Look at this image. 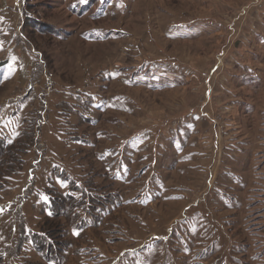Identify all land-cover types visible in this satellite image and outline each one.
Returning <instances> with one entry per match:
<instances>
[{
	"label": "rangeland",
	"instance_id": "1",
	"mask_svg": "<svg viewBox=\"0 0 264 264\" xmlns=\"http://www.w3.org/2000/svg\"><path fill=\"white\" fill-rule=\"evenodd\" d=\"M73 1H25L39 25L51 27L39 36L23 25V0H0V138L14 143L24 120L38 116L35 142L0 191V254L16 238L15 211L28 228L38 226L47 179L54 167L71 168V157L90 174L79 175L84 182L121 198L112 209L118 227L111 236L100 233L103 226L73 238L69 216L55 221L62 229L56 242L70 246L64 264H264V194L248 189L256 119L240 107L248 101L245 90L235 94L243 100L238 113L225 114L235 98L216 86L259 0H112L94 18L73 14ZM181 25L190 35L173 33ZM93 30L110 34L103 41L99 33V41L83 38ZM173 60L169 77L183 82L160 93L161 67ZM214 66L219 74L209 75ZM91 99L89 110L80 107ZM62 100L77 103L80 118L91 123L64 128L55 104ZM192 114L200 120L194 123ZM85 134L88 143L70 139ZM53 184L67 191L57 179ZM38 259L28 241L17 258L4 255L1 264Z\"/></svg>",
	"mask_w": 264,
	"mask_h": 264
},
{
	"label": "trees",
	"instance_id": "2",
	"mask_svg": "<svg viewBox=\"0 0 264 264\" xmlns=\"http://www.w3.org/2000/svg\"><path fill=\"white\" fill-rule=\"evenodd\" d=\"M25 1L26 0H23L22 2V14L24 17L23 25L26 24L27 28L31 32L33 31L39 36H43L48 32L51 33V27H48V25H39L37 19L32 17L33 14L30 13V11H27L29 9L28 6L27 8L23 7ZM95 1L99 0H85L84 3H81L80 0H75V2L73 1L74 3L70 2L72 3L70 4V11H72L73 14H77L79 17L88 13L92 18H94L99 16L100 12L103 13L106 4L108 5L110 2H112V0H101L100 7L95 9V11H90L95 5ZM31 21L36 22L37 26L34 27V24L32 25ZM186 29L187 26L181 25L175 29V32H182ZM93 32L91 33L90 31L88 33H84L83 38H85L87 41L95 42L99 41L97 40V37L101 34V41H103L105 38L109 37L108 35L110 34L109 31L106 33L100 31L99 33V31L93 30ZM97 33H99L98 36ZM60 34L61 31H56V33H53V35L57 37L60 36ZM23 36H25V39H27L25 42L31 45V42L28 39V34L26 35L25 32V35L23 34ZM28 41L30 43H28ZM69 97H71V95ZM76 98L79 99L78 97ZM55 104L57 108L62 110V115L65 117V122L62 124L64 128L68 129L72 127V129H75L77 126L75 125L76 121H78L79 124L83 122L91 123V118L87 117L85 120L84 118H80V112L76 110V108L79 107L77 103L74 104L71 103L70 100H62ZM82 104L83 105L80 106L82 109L89 110L92 104V99L83 101ZM37 117L29 121H27V119L24 120L26 127L24 125L22 126V129L14 143H9L6 137L0 138V191L7 189L8 182L13 180L11 177L18 175L17 171L22 165L21 154L25 151V149H27V147L29 148L31 146V142H35L34 130L37 124ZM79 119L82 121H79ZM85 138H87L86 134L80 137L78 135H71L70 137L71 141L74 143H88V140L90 139L87 138L88 140L86 141ZM10 151H13V153L9 154ZM117 152L118 149L114 152L116 153L115 157H117ZM78 160H82V158H78L77 161ZM67 161L71 165V168L68 167V169H62L54 167L52 171L53 177L47 179V182L50 185L47 186V188L43 191L45 200L40 206V213L43 216L39 223L40 225L38 224V226L35 228H28L24 222V217L17 213L20 211H15L17 235L12 243L6 246L5 251L0 254V264L2 263L4 255L17 258L21 254L24 244L28 241L32 243L34 250L39 255V259L36 261H28L27 264H64L66 254H68L70 251V246L69 244H65V248L63 247L64 245H60L56 242L55 236L59 232L61 233L62 229H60L59 232L57 231L60 226L59 224L55 223V221L59 219H66L68 216L70 217L68 220L70 222L69 226L71 227L68 229V235L70 233V236L73 238L78 237V233L84 231L91 230L93 232H98L100 231L98 229L103 226L104 228H101L102 230L100 233L109 234L110 236L113 235V233H117V231L114 230L115 227H118L117 224H112L110 220H112V209L118 204V201L121 198L120 193L116 190H110L107 192L108 189L106 186L94 185L89 181V179L84 182L81 177L85 180L88 175L90 176V174L86 173L85 171L83 172L78 170L83 165L76 166L75 162L71 161V157L68 158ZM76 169L77 171H75ZM52 178L57 179L62 184H65L67 186V191L60 192L54 186ZM113 181L115 182L114 178ZM110 184H112V182H110ZM108 217L109 219L107 223L105 220ZM51 221H53V223L52 225H49ZM53 224L56 225L54 226ZM114 240L118 241V238ZM110 241H112V239H109V242ZM76 253L77 251H75V254ZM81 255L82 254H80V256Z\"/></svg>",
	"mask_w": 264,
	"mask_h": 264
},
{
	"label": "crops",
	"instance_id": "3",
	"mask_svg": "<svg viewBox=\"0 0 264 264\" xmlns=\"http://www.w3.org/2000/svg\"><path fill=\"white\" fill-rule=\"evenodd\" d=\"M257 6L258 9L251 12L249 17H247L246 19V28L240 34L241 37L243 36V38L240 39L241 43L237 45L236 50L232 54H230L229 59L227 60V62H229L224 67V74H219L218 66H214L213 68H211L212 70L210 71L209 75H212L215 71H217L215 73H218L220 76L219 80L217 81L218 83L216 84L219 89L218 91H220V93H224L226 90L230 89L232 97L235 98L229 104H226V110L224 109L225 111L235 116V114L238 113L237 110L241 107L246 118L251 119L252 122L256 119L254 129H256L255 131L258 133L255 136L256 140L253 144L256 145V147L254 149L255 152L253 161H251L252 179L250 183L251 185L248 189L251 188V191H259L264 194V174L262 171V166L264 165V0L261 2L259 0V2H257ZM173 33H178L182 36L190 35L187 29L182 32ZM168 38L170 39L172 37L168 36ZM177 40L182 39L175 38L173 41ZM175 65L176 63L174 61L169 66L164 65L161 67L164 71L163 77L165 80L162 79V81H159V86H156L157 90H160L158 92L161 93L173 91L175 89V86H178L183 82L182 80L178 81V79H176L175 77H172V79H170L171 77H169L170 74H174L171 70H169V68ZM148 68L149 66L146 67L147 73H149ZM224 68L222 70H224ZM206 81L207 83L210 81L209 77L206 79ZM233 85H237L235 87L236 89ZM207 89L208 91L205 94L206 97L207 93H209V88ZM240 90H245L246 98L248 100L241 106L240 104L243 103V100L235 96L236 92H239ZM228 113L225 112V114ZM204 114L205 113H202L201 116L206 115V117H208L207 112L205 115ZM191 117L194 119V123L200 120V117L198 118V116L195 114H192ZM205 119L207 120L208 118ZM206 120L205 123L207 124ZM184 124L188 125L189 123L185 122ZM211 126L212 133H217V130L219 129H217V127L213 126L212 124ZM176 139L181 143L180 137L176 136ZM238 142H241V140ZM256 164H259V166ZM258 169L260 170V172H258L260 177L254 179V174L258 171ZM251 205L256 206V204L253 202L251 203Z\"/></svg>",
	"mask_w": 264,
	"mask_h": 264
},
{
	"label": "snow or ice",
	"instance_id": "4",
	"mask_svg": "<svg viewBox=\"0 0 264 264\" xmlns=\"http://www.w3.org/2000/svg\"><path fill=\"white\" fill-rule=\"evenodd\" d=\"M80 2H81V3H84V2H85V0H80Z\"/></svg>",
	"mask_w": 264,
	"mask_h": 264
},
{
	"label": "built area",
	"instance_id": "5",
	"mask_svg": "<svg viewBox=\"0 0 264 264\" xmlns=\"http://www.w3.org/2000/svg\"><path fill=\"white\" fill-rule=\"evenodd\" d=\"M220 64H221V62H220ZM218 66H219V64H218ZM224 112H227V111H224ZM220 120V119H219ZM214 122H215V120H214ZM218 122V121H217ZM216 123V122H215Z\"/></svg>",
	"mask_w": 264,
	"mask_h": 264
}]
</instances>
